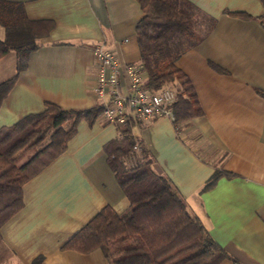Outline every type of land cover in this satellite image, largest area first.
<instances>
[{"label": "crops", "instance_id": "1", "mask_svg": "<svg viewBox=\"0 0 264 264\" xmlns=\"http://www.w3.org/2000/svg\"><path fill=\"white\" fill-rule=\"evenodd\" d=\"M5 1L20 4L28 20L52 27L37 50L0 59V83L17 74L19 61L23 65L0 107V130L49 105L101 107L93 93L94 46L125 65L141 64L137 0ZM189 1L201 14L203 40L176 64L204 114L179 131L162 118L136 125L133 133L154 156V171L171 180L228 254L220 264H264V6L260 0ZM127 85L123 76V94ZM122 128L101 115L80 121L67 150L24 185L22 208L0 228V264H110L99 250L83 254L63 246L103 208L119 214L129 208L106 152ZM216 170L227 175L204 191Z\"/></svg>", "mask_w": 264, "mask_h": 264}, {"label": "trees", "instance_id": "2", "mask_svg": "<svg viewBox=\"0 0 264 264\" xmlns=\"http://www.w3.org/2000/svg\"><path fill=\"white\" fill-rule=\"evenodd\" d=\"M137 1L143 12L136 31L146 86L154 92H175L173 123L179 131L204 114L191 80L176 64L203 40L197 28L201 14L189 0ZM232 14L250 17L245 12ZM0 25L6 30L0 39V59L10 51L24 56L37 50V40L52 27L28 20L20 4L5 0H0ZM22 69L19 61L17 74L0 83V107ZM101 113L102 107L66 111L49 105L44 112L0 130V228L22 208L24 185L67 150L80 121L93 122ZM136 125L140 124L127 122L119 138L106 147L129 208L121 214L111 206L103 208L63 248L83 254L99 250L110 264H220L228 254L171 180L154 171V156L134 136ZM137 145L139 151L134 150ZM225 175L216 170L203 190Z\"/></svg>", "mask_w": 264, "mask_h": 264}, {"label": "built area", "instance_id": "3", "mask_svg": "<svg viewBox=\"0 0 264 264\" xmlns=\"http://www.w3.org/2000/svg\"><path fill=\"white\" fill-rule=\"evenodd\" d=\"M96 81L93 93L102 100V118L110 124L125 126L133 121L142 126L167 118L175 120L173 103L176 94L170 89L154 92L146 86L143 66L125 65L110 50L93 47ZM128 79L127 94L122 92V78ZM134 150L139 151V146Z\"/></svg>", "mask_w": 264, "mask_h": 264}]
</instances>
